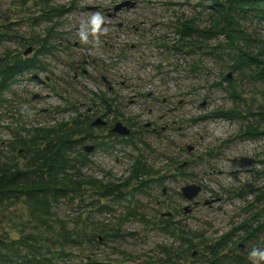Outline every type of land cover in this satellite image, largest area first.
Wrapping results in <instances>:
<instances>
[{"label":"rangeland","instance_id":"374dc122","mask_svg":"<svg viewBox=\"0 0 264 264\" xmlns=\"http://www.w3.org/2000/svg\"><path fill=\"white\" fill-rule=\"evenodd\" d=\"M96 11L108 34L81 43L79 24ZM239 22L264 60V20ZM183 24L196 30L183 36ZM210 27L201 0H0V55L48 49L43 68L1 94L0 167L29 171L33 137L42 147L69 129L88 135L68 154L66 196L48 208L0 203V245H21L1 264L21 262L26 237L56 264H205L221 237L231 255L264 248V82L232 70ZM117 122L130 134L111 132ZM133 171L146 175L140 185L126 184ZM186 185L199 187L192 199Z\"/></svg>","mask_w":264,"mask_h":264},{"label":"trees","instance_id":"16d2710c","mask_svg":"<svg viewBox=\"0 0 264 264\" xmlns=\"http://www.w3.org/2000/svg\"><path fill=\"white\" fill-rule=\"evenodd\" d=\"M201 4L207 10L208 18L211 23L210 29L204 31L208 33L210 37H217L219 35L225 36L232 52V70L237 72L239 70L249 69L252 71L253 77L264 82V60L260 58L261 51H254L249 43L251 39L246 37L239 22L241 19H250L251 17L264 20V0H201ZM186 29L190 31L196 30L191 24H183V36L187 34L185 31ZM47 52L48 49L45 44H41L31 56H24L23 53L19 51H5L1 54L0 97L10 83L16 80L17 76L26 71L43 68L38 56ZM225 79L228 80L227 78ZM258 114H262L261 120L264 121V110H262V112H257L256 115ZM251 129H256L253 127L252 123L250 125L248 124L247 133H250ZM60 130H63V128ZM67 131L70 136H68V134L63 136L62 133L61 138L49 140L42 147H39L37 144L41 136L31 139V144L36 146V153L33 156L34 162L31 164V169L29 171L20 170L18 168L6 169L0 167V203H4V201L7 200L19 199L20 197H28L34 199L38 207L48 208L51 203L66 196V192L70 189L65 186L67 178L62 177V175L65 174L66 169L73 168L74 166L72 162L74 157L68 154L73 152V148L75 150L74 143L76 141L80 142L84 139V136L85 138L88 136H80L81 133L77 129H69ZM76 145H78V143H76ZM78 154L86 156L80 151ZM262 174H264V171H262ZM71 176L72 175H69V178ZM144 176L146 175L142 173L137 174L133 171L129 178L126 179V184L130 186L140 185V183L143 182L142 177ZM116 190L117 191H113L116 199L129 200L128 195L123 194L120 189ZM107 191L108 189H105L103 192H100L101 196ZM261 196L264 197V195ZM261 196L259 200H261ZM39 197L40 199L42 198V200H39ZM89 206L93 209L99 207L100 210V205L97 203H89ZM248 236L249 234L246 231L244 239L249 238ZM30 238L31 237L25 238L27 241L24 243L23 249L26 250V253L21 256V262L18 264H56L52 257L44 256V249L42 246L31 243L32 241ZM222 238L223 237L212 244L206 245L207 253L204 254L205 259L203 261L205 264H250L248 258L243 254H229L227 241L225 238ZM33 240L37 242L38 239L34 238ZM0 246L6 248L9 254L0 256V264L3 263L4 256L5 258L7 256V262L13 261L10 253H14L16 257H19L21 254L16 249L21 247L17 242H6ZM91 263L97 264V261H92Z\"/></svg>","mask_w":264,"mask_h":264},{"label":"clouds","instance_id":"9594fccd","mask_svg":"<svg viewBox=\"0 0 264 264\" xmlns=\"http://www.w3.org/2000/svg\"><path fill=\"white\" fill-rule=\"evenodd\" d=\"M107 22L102 12H93L86 21H81L79 24L77 36L80 42L86 44L90 37L99 42L101 35L108 34V29L104 27ZM248 259L251 264H264V248H253L248 254Z\"/></svg>","mask_w":264,"mask_h":264},{"label":"water","instance_id":"95a60500","mask_svg":"<svg viewBox=\"0 0 264 264\" xmlns=\"http://www.w3.org/2000/svg\"><path fill=\"white\" fill-rule=\"evenodd\" d=\"M133 3L130 4V2L126 1V2H122L120 4H118L116 7H115V10H118L122 7H125V6H131ZM32 52V47H28L24 52H23V55H28L29 53ZM105 123L103 121H101L100 119H96L94 122H93V125H104ZM111 131L113 133H116L118 135H122V136H127L130 134V130L122 125L121 123L117 122L114 127L111 129ZM92 146H85L84 147V150L86 152L88 151H91L92 150ZM199 192V187L195 186V185H186V186H183L181 188V193L182 195L187 198V199H192L197 193Z\"/></svg>","mask_w":264,"mask_h":264},{"label":"flooded vegetation","instance_id":"af4514ba","mask_svg":"<svg viewBox=\"0 0 264 264\" xmlns=\"http://www.w3.org/2000/svg\"><path fill=\"white\" fill-rule=\"evenodd\" d=\"M105 123V122H104ZM106 124V123H105Z\"/></svg>","mask_w":264,"mask_h":264}]
</instances>
